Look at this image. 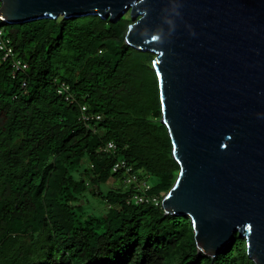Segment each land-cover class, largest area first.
<instances>
[{
  "label": "trees",
  "instance_id": "16d2710c",
  "mask_svg": "<svg viewBox=\"0 0 264 264\" xmlns=\"http://www.w3.org/2000/svg\"><path fill=\"white\" fill-rule=\"evenodd\" d=\"M131 21L129 12L0 20V39L27 63L14 72L0 49V264H255L238 233L211 257L187 215L127 202L134 189L113 171L117 159L154 178L160 200L179 172L155 54L126 42ZM95 198L103 211L92 212Z\"/></svg>",
  "mask_w": 264,
  "mask_h": 264
},
{
  "label": "water",
  "instance_id": "95a60500",
  "mask_svg": "<svg viewBox=\"0 0 264 264\" xmlns=\"http://www.w3.org/2000/svg\"><path fill=\"white\" fill-rule=\"evenodd\" d=\"M127 10L126 42L155 54L179 165L165 212L190 218L198 252L238 233L264 264V0H0L6 23Z\"/></svg>",
  "mask_w": 264,
  "mask_h": 264
},
{
  "label": "built area",
  "instance_id": "2783aa9c",
  "mask_svg": "<svg viewBox=\"0 0 264 264\" xmlns=\"http://www.w3.org/2000/svg\"><path fill=\"white\" fill-rule=\"evenodd\" d=\"M1 34V31H0ZM0 49L3 51L5 57L12 58V65L14 68V72L17 70L25 69L27 67V63L22 61V59L15 57L14 50L9 38L0 39ZM62 93L63 88H59L58 90ZM66 99L69 101H73L72 94H67ZM83 111L86 110L85 106L81 108ZM82 117L87 121L94 117L100 118L99 114H91V113H82ZM105 150H113L115 149V144L113 141H108L105 146ZM113 171L122 173L123 183L126 187H132L134 190L131 193L130 197L127 199V202L132 203H154L161 204L162 200L158 197V195L149 193L151 185L147 182V180L141 178L137 172L132 169V166L123 158L117 159L112 167Z\"/></svg>",
  "mask_w": 264,
  "mask_h": 264
},
{
  "label": "rangeland",
  "instance_id": "374dc122",
  "mask_svg": "<svg viewBox=\"0 0 264 264\" xmlns=\"http://www.w3.org/2000/svg\"><path fill=\"white\" fill-rule=\"evenodd\" d=\"M127 12H129V10H127ZM129 15H130V13H129ZM142 173H144V171L140 170V174H142ZM154 181H155L154 178H150V177L148 178V182L149 183H154ZM112 185H114V182L112 180H110L109 183H108V186L111 187ZM92 202L94 204L93 208L95 209V210L92 209L93 210L92 212H97L98 210H100V211L104 210L105 204L102 203V201H98V199L95 198V199H93Z\"/></svg>",
  "mask_w": 264,
  "mask_h": 264
},
{
  "label": "crops",
  "instance_id": "0c3cea01",
  "mask_svg": "<svg viewBox=\"0 0 264 264\" xmlns=\"http://www.w3.org/2000/svg\"><path fill=\"white\" fill-rule=\"evenodd\" d=\"M114 184L116 185V186H118V185H120L121 183L118 181V182H114ZM113 186V185H112Z\"/></svg>",
  "mask_w": 264,
  "mask_h": 264
},
{
  "label": "clouds",
  "instance_id": "9594fccd",
  "mask_svg": "<svg viewBox=\"0 0 264 264\" xmlns=\"http://www.w3.org/2000/svg\"><path fill=\"white\" fill-rule=\"evenodd\" d=\"M153 61V60H152Z\"/></svg>",
  "mask_w": 264,
  "mask_h": 264
}]
</instances>
